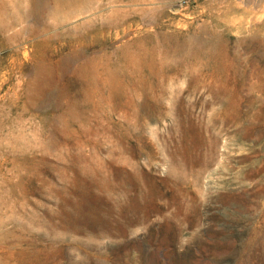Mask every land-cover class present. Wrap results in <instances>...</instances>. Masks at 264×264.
Here are the masks:
<instances>
[{
  "label": "rangeland",
  "instance_id": "1",
  "mask_svg": "<svg viewBox=\"0 0 264 264\" xmlns=\"http://www.w3.org/2000/svg\"><path fill=\"white\" fill-rule=\"evenodd\" d=\"M33 1L0 0V264H264V0Z\"/></svg>",
  "mask_w": 264,
  "mask_h": 264
},
{
  "label": "bare ground",
  "instance_id": "2",
  "mask_svg": "<svg viewBox=\"0 0 264 264\" xmlns=\"http://www.w3.org/2000/svg\"><path fill=\"white\" fill-rule=\"evenodd\" d=\"M37 2H36V0H34L33 1V4H34V9H35V7L37 6V4H36ZM194 111V110H193ZM149 113V112H148ZM150 114V113H149ZM136 115V114H135ZM263 124V123H262ZM257 136V135H256ZM163 143V142H162ZM154 144V143H153ZM169 144V143H168ZM172 144V143H171ZM172 146H173V144H172ZM111 153L112 154H114L115 153V151H114V149H111ZM127 163V162H126ZM130 166V165H129ZM180 166V165H179ZM207 166H208V164H207ZM129 168V167H128ZM139 169H140V167H139ZM185 170V169H184ZM141 171V170H140ZM133 172V171H132ZM202 173V170L201 171H199V173H198V176H200V174ZM253 173L254 172H251V173H249L248 174V176H247V179H251V177H252V175H253ZM257 173H258V171H257ZM256 173V174H257ZM140 174V173H139ZM133 175V174H132ZM138 177V176H137ZM245 177V176H244ZM256 178V177H255ZM133 179V178H132ZM139 179V178H138ZM255 180V179H254ZM259 180V179H258ZM144 181V180H143ZM141 182V181H140ZM257 182V181H256ZM119 183V182H118ZM117 183V184H118ZM120 183H122V182H120ZM133 183V182H132ZM260 183V182H259ZM137 184V183H136ZM256 184V183H255ZM254 184V186H256ZM261 184V183H260ZM122 186V185H121ZM139 186V185H138ZM143 186V185H142ZM118 187V186H117ZM117 187H115V188H117ZM131 188V187H130ZM136 188V187H135ZM138 188V187H137ZM241 188V187H240ZM244 188V187H243ZM121 189H122V187H121ZM140 189V188H139ZM142 189H145V188H142ZM253 189V188H252ZM237 190V189H236ZM114 191V190H113ZM119 191H121V190H119ZM123 191V190H122ZM121 191V192H122ZM198 191V190H197ZM239 191V190H238ZM124 192H127L126 190L124 191ZM123 192V193H124ZM138 192H140V191H138ZM144 192V191H143ZM134 195H135V193H133ZM137 194V193H136ZM235 193H233L232 191H230V190H227L224 194H223V192H220V193H217V197H220V198H223V197H233V195H234ZM121 195V194H120ZM127 195H128V193H127ZM130 196V195H129ZM112 197V196H111ZM123 197V196H122ZM139 197V196H138ZM137 198V197H136ZM112 199H113V197H112ZM131 199V198H130ZM108 200V199H107ZM127 200V199H126ZM132 200V199H131ZM112 201H114V200H112ZM108 202H109V200H108ZM111 202V201H110ZM115 202V201H114ZM255 202V201H254ZM257 202V201H256ZM260 202V201H259ZM113 203V202H112ZM126 203H127V201H126ZM120 204H122V203H120ZM124 204V203H123ZM131 204V203H130ZM117 205H119L118 203H117ZM116 205V206H117ZM129 205V204H128ZM131 205H134V204H131ZM115 206V207H116ZM119 206H123V205H119ZM240 206V205H239ZM122 209V208H121ZM129 209V208H128ZM137 208H134V210H136ZM223 209V208H222ZM118 210V209H117ZM123 210V209H122ZM184 210H186V209H184ZM224 210V209H223ZM126 211H129V210H126ZM180 211V210H179ZM133 212V211H132ZM136 212V211H135ZM120 213H121V211H120ZM129 213V212H128ZM175 213V212H174ZM177 214V213H176ZM138 215V214H137ZM136 216V215H135ZM140 216V215H139ZM200 216V215H199ZM141 217H143V216H141ZM180 218V217H179ZM198 218V217H197ZM129 219V218H128ZM115 220V219H114ZM199 220H200V217H199ZM135 221V220H134ZM138 221V220H137ZM148 222V221H147ZM140 223V222H139ZM142 223V222H141ZM129 224H130V222H129ZM213 226V225H212ZM211 226V227H212ZM93 229V228H92ZM120 229V228H119ZM120 231V230H119ZM78 232V231H77ZM205 232V231H204ZM113 233V232H112ZM262 236H263V238H264V234H262ZM263 238H262V241H263ZM258 242V241H257ZM74 244V243H73ZM75 246H76V244H75ZM94 247V246H93ZM126 247V246H125ZM204 247V246H203ZM67 248V247H66ZM69 248V247H68ZM78 248V247H77ZM80 248V247H79ZM62 249V248H61ZM65 249V248H64ZM97 249V248H96ZM118 249V248H117ZM213 249V248H212ZM253 249V248H252ZM68 251H69V249H67ZM83 250V249H82ZM63 251V250H62ZM125 251V250H124ZM252 252H254L253 250H251ZM98 252V251H97ZM105 252H106V250H105ZM99 253V252H98ZM113 253V252H112ZM212 253V252H211ZM103 254H105L106 255V253H103ZM264 254V253H263ZM69 255V254H68ZM102 255V254H101ZM61 256V255H60ZM63 256V255H62ZM98 256V255H97ZM103 256V255H102ZM101 256V257H102ZM66 257H67V255H66ZM100 257V256H99ZM133 257V256H132ZM61 258V257H60ZM65 259V258H64ZM67 259V258H66ZM126 259V258H125ZM127 260V259H126ZM79 261V260H78ZM53 262V261H52ZM56 262V261H55ZM59 262V261H58ZM79 262H81V261H79ZM78 262V263H79ZM75 263H77V262H75ZM82 263V262H81ZM98 263V262H97ZM100 263V262H99ZM115 263V262H114ZM113 263V264H114ZM70 264V263H69ZM72 264H74V263H72ZM90 264V263H89ZM117 264V263H116ZM124 264V263H123ZM126 264V263H125Z\"/></svg>",
  "mask_w": 264,
  "mask_h": 264
}]
</instances>
